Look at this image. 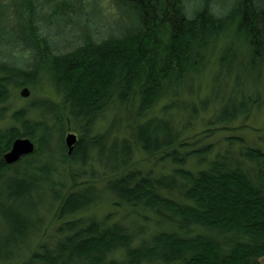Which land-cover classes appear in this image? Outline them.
Here are the masks:
<instances>
[{
	"label": "trees",
	"instance_id": "16d2710c",
	"mask_svg": "<svg viewBox=\"0 0 264 264\" xmlns=\"http://www.w3.org/2000/svg\"><path fill=\"white\" fill-rule=\"evenodd\" d=\"M0 32V107L34 94L0 130V264H264V145L200 136L264 121V0H0ZM101 199L129 211L79 217Z\"/></svg>",
	"mask_w": 264,
	"mask_h": 264
},
{
	"label": "rangeland",
	"instance_id": "374dc122",
	"mask_svg": "<svg viewBox=\"0 0 264 264\" xmlns=\"http://www.w3.org/2000/svg\"><path fill=\"white\" fill-rule=\"evenodd\" d=\"M104 3V2H103ZM108 11V8L103 5V10H102V13H101V16L103 15H106V13ZM102 17H100V20L98 21V23L100 25H102ZM1 33V32H0ZM2 37V35H0ZM7 41L6 40V43H4L3 45L2 42H5V40L3 38H0V48H6V44H7ZM10 44V42H8ZM24 54V55H23ZM10 61L11 62H14V63H17L19 65L23 64L26 62L27 58L25 56V53L24 51H19L17 52L16 50L11 54L10 53ZM46 81H42L39 85H38V88L36 90V95H45L47 94L48 96L50 97H53L52 95V91L50 89V87L47 85V83H45ZM23 89V88H22ZM22 89L20 90H17V91H13L12 92V98H10L3 106L4 110L0 109V130H3L5 129L8 124H9V120H10V113L12 111H14L15 109L17 108H20V107H25V104L28 103V100L31 99L32 97H34V94L30 93L29 92V95L27 97H22L21 96V91ZM0 107V108H1ZM241 123H237L236 125L234 124L232 127L234 128L233 130H230V132H227V133H224V134H218L217 136L215 137H212L211 135H205V134H200L202 140L201 142L202 143H207V142H212V141H218L221 142L222 137L223 136H232V135H237V136H241L243 137L247 142L251 140H254V142L256 144H260V145H264V121L262 122H258L256 120H253V121H248L247 123H245L244 125L245 126H240ZM249 126V127H248ZM198 132L200 133V129H198ZM69 134V133H68ZM67 134V135H68ZM76 135V138L78 139V135L76 133H74ZM67 137V136H66ZM138 159H140L138 157ZM136 164L138 165L137 167H140L144 170H151V175L155 174L156 172L158 173H169L171 168L169 166H165V164H156V165H153V163L151 162H145L143 160H136L135 161ZM140 165V166H139ZM46 202H49L48 204H46L44 206V209L48 208V207H51V205H55L54 202L50 201V200H46ZM45 203V201H44ZM52 206L53 208L51 209V212L50 211H45L43 212V214L45 213L44 215V219H43V223H42V226L39 230V232L37 233V235H35L36 239H34L31 243V245L34 243L35 240L37 239H46V238H49L50 236H55L56 234H54V229L57 225H59L60 221H57L54 217V213H55V206ZM128 208L127 207H119L117 208L114 204V201L113 200H110V199H106V200H102L95 204L94 206H92L91 208H89L87 211H85L83 214H81L79 217L81 218H88V217H93V218H96V219H101L102 217H104L105 215L107 214H111L112 218L114 219H117V218H121L123 217L125 214H127L128 212ZM78 217V218H79ZM56 237V236H55ZM34 246V245H33ZM23 254H21V256H23Z\"/></svg>",
	"mask_w": 264,
	"mask_h": 264
},
{
	"label": "water",
	"instance_id": "95a60500",
	"mask_svg": "<svg viewBox=\"0 0 264 264\" xmlns=\"http://www.w3.org/2000/svg\"><path fill=\"white\" fill-rule=\"evenodd\" d=\"M29 91L27 88H23L21 91L22 97H27ZM77 141L76 135L74 133H69L66 137V145L69 148V153L72 151V146ZM34 151V144L29 139H16L11 149L4 154L3 159L7 164H12L19 160L22 156L28 155Z\"/></svg>",
	"mask_w": 264,
	"mask_h": 264
},
{
	"label": "bare ground",
	"instance_id": "6f19581e",
	"mask_svg": "<svg viewBox=\"0 0 264 264\" xmlns=\"http://www.w3.org/2000/svg\"><path fill=\"white\" fill-rule=\"evenodd\" d=\"M29 91V90H28Z\"/></svg>",
	"mask_w": 264,
	"mask_h": 264
}]
</instances>
